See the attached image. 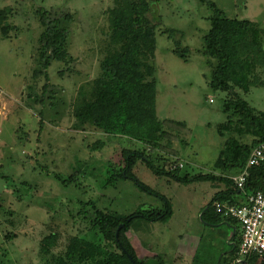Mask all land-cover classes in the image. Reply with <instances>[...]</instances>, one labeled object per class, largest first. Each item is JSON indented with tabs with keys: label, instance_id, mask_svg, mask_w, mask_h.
<instances>
[{
	"label": "rangeland",
	"instance_id": "374dc122",
	"mask_svg": "<svg viewBox=\"0 0 264 264\" xmlns=\"http://www.w3.org/2000/svg\"><path fill=\"white\" fill-rule=\"evenodd\" d=\"M148 1L161 18L155 52L157 115L166 121L164 128L171 136L164 141L167 150L158 164L170 170L176 161L183 163V175L223 174L215 162L232 134L219 133L218 125L227 119L223 106L228 93L211 87L207 61L215 60L203 53L215 15L211 3L229 18L248 19L264 30V0ZM116 5L117 0H0V9L11 8L7 23L12 26L8 36L0 31V264H53L52 255H64L71 238L91 240V224L78 214L83 201L123 215L163 207L158 197L133 180L105 185L108 161L121 164L124 148L142 149V144L90 125L76 126L80 92L90 88L101 61L116 48L109 21V10ZM41 7L70 13L73 21L65 23L70 59L53 61L37 77L39 38L45 30L37 14ZM167 29L176 30V35L169 37ZM176 40L181 48H189L186 58L175 52ZM255 78L264 80L262 68L251 75ZM238 91L264 111V85ZM233 135L243 142L252 140ZM98 141L103 144L95 148ZM75 172L79 174L71 184L57 177L67 180ZM134 172L151 190L165 195L174 211L167 222L134 221L127 236L139 257L148 252L164 256L166 264H192L198 256L199 264H218L225 256L221 264H232L227 252L230 243L237 242L233 228L201 219L224 183L182 184L155 174L142 161ZM233 173L239 172H228ZM52 233L56 242L46 254L41 246Z\"/></svg>",
	"mask_w": 264,
	"mask_h": 264
},
{
	"label": "trees",
	"instance_id": "16d2710c",
	"mask_svg": "<svg viewBox=\"0 0 264 264\" xmlns=\"http://www.w3.org/2000/svg\"><path fill=\"white\" fill-rule=\"evenodd\" d=\"M211 6L215 9V15L211 18V28L204 37L203 53L215 60L207 61L211 68V87L228 93L223 106L227 119L218 125L219 133L232 134L225 140L215 162V168L221 169L223 174L183 175V163L176 161L170 170L158 164L161 153L167 150L164 141L171 138L164 128L166 121H162L157 115L155 52L156 29L161 18L154 14L148 0H117V5L109 10L111 41L116 48L101 61L100 74L90 88L80 92L75 110L76 126L90 125L106 135L124 136L136 144H142V149L124 148L121 164L108 161L105 185H113L120 179L133 180L141 189L158 197L163 202V207L123 215L98 207L93 201L81 202L78 214L90 222L93 238H71L64 255H52L53 264H166L165 257L160 254L139 257L127 236L134 221L142 219L148 222H167L174 212L173 205L165 195L151 190L137 177L134 169L139 161L155 174L167 176L182 184H225V188L217 191L208 203L201 219L211 226L223 223L233 225L232 239L237 242L230 243L227 253L232 257V264H237L241 226L237 220L224 218L218 213L215 202H241L238 197L242 191L228 172L241 171L252 150L264 142V111L250 105L238 91L247 93L252 85H264V80H251L255 70L262 68L264 71V30L256 22L229 18L214 3ZM10 13L9 7L0 9V31L4 36H8L12 27L7 23ZM58 13L43 7L37 10L45 30L39 38V69L35 70L34 76L44 75L53 61L67 62L70 59L67 47L70 30L65 23L73 21V15ZM166 33L173 37L177 31L167 29ZM176 45L175 52L186 58L189 48H181L180 40H176ZM178 125L185 127L186 123L178 121ZM233 133L248 135L252 140L250 143L243 142ZM101 144L102 141L96 142L95 148H100ZM249 173L246 191L264 192V165L252 167ZM78 174L73 173L67 180L59 175L57 177L64 184H71L77 180ZM121 225L123 227L117 236ZM55 242L56 234L52 233L43 239L41 250L48 254ZM224 257L220 258L218 264H221ZM259 260L260 264H264V254H254L249 264H256ZM199 262L198 256H195L192 264Z\"/></svg>",
	"mask_w": 264,
	"mask_h": 264
},
{
	"label": "built area",
	"instance_id": "2783aa9c",
	"mask_svg": "<svg viewBox=\"0 0 264 264\" xmlns=\"http://www.w3.org/2000/svg\"><path fill=\"white\" fill-rule=\"evenodd\" d=\"M262 165H264V142L252 150L242 170L230 176L245 199L238 204L215 202L218 213L224 218L237 220L241 226L238 252L242 259L238 260L237 264H249L254 254H264V192H247L245 189L250 169Z\"/></svg>",
	"mask_w": 264,
	"mask_h": 264
},
{
	"label": "crops",
	"instance_id": "0c3cea01",
	"mask_svg": "<svg viewBox=\"0 0 264 264\" xmlns=\"http://www.w3.org/2000/svg\"><path fill=\"white\" fill-rule=\"evenodd\" d=\"M236 174H237V173H233V175H236ZM223 189H224V188H220L219 191H220V190H223ZM238 199H239V201H243L245 198H244L243 194H241V195L238 197ZM229 226H231V227L233 228V225L230 224ZM134 247H135V246H134ZM135 249H136V251H137V254L139 255L140 253H139L137 247H135ZM154 255H156V254H154V253L151 254V253H148V252H147L146 257H152V256H154ZM139 256H140V255H139ZM178 258H179L180 260H182V258H181L180 256H179ZM179 259H177V260H179ZM180 260H179V261H180Z\"/></svg>",
	"mask_w": 264,
	"mask_h": 264
},
{
	"label": "water",
	"instance_id": "95a60500",
	"mask_svg": "<svg viewBox=\"0 0 264 264\" xmlns=\"http://www.w3.org/2000/svg\"><path fill=\"white\" fill-rule=\"evenodd\" d=\"M123 227V225H121L120 227H119V229L117 230V236H118V234H119V231H120V229ZM130 258H131V260H133V258L130 256Z\"/></svg>",
	"mask_w": 264,
	"mask_h": 264
}]
</instances>
